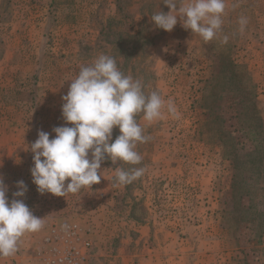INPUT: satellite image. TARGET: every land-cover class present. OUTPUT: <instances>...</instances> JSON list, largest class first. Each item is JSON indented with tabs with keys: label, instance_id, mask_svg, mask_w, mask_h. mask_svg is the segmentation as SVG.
<instances>
[{
	"label": "rangeland",
	"instance_id": "374dc122",
	"mask_svg": "<svg viewBox=\"0 0 264 264\" xmlns=\"http://www.w3.org/2000/svg\"><path fill=\"white\" fill-rule=\"evenodd\" d=\"M249 124L264 0H0V264H264Z\"/></svg>",
	"mask_w": 264,
	"mask_h": 264
},
{
	"label": "built area",
	"instance_id": "2783aa9c",
	"mask_svg": "<svg viewBox=\"0 0 264 264\" xmlns=\"http://www.w3.org/2000/svg\"><path fill=\"white\" fill-rule=\"evenodd\" d=\"M78 238V231L74 227L66 226L61 229H52L51 234L45 238L51 258L46 264H75L85 258L84 250L73 244ZM63 239L64 245L58 246V240ZM57 244V245H56ZM89 242H83L81 247L87 248Z\"/></svg>",
	"mask_w": 264,
	"mask_h": 264
},
{
	"label": "trees",
	"instance_id": "16d2710c",
	"mask_svg": "<svg viewBox=\"0 0 264 264\" xmlns=\"http://www.w3.org/2000/svg\"><path fill=\"white\" fill-rule=\"evenodd\" d=\"M256 110H254V109H252V110H250V111H248V112H246V111H243V110H239V108L237 109V113H238V115H242L243 116V118H245V117H247V116H249L252 112H255ZM247 114H249V115H247ZM247 115V116H246ZM240 129L242 130V127L240 126ZM240 130V131H241ZM244 134H246L247 136H246V138L248 139V140H250L251 142H253V141H260V140H263L264 141V136H259V133H258V131H257V129L254 127V126H252V125H246L245 127H244ZM243 134V135H244ZM234 139V138H233ZM260 139V140H259ZM253 148H254V150L257 152V154H259V153H261V152H263L264 151V146H261V145H258V146H253ZM243 149V147H241L239 150H242ZM235 151V149H234V147H232V151ZM262 150V151H261ZM249 154H252V153H249ZM264 165V164H263ZM262 167V166H261ZM259 171H262V175H264V166L262 167V168H259ZM262 232H263V230H262ZM264 233V232H263Z\"/></svg>",
	"mask_w": 264,
	"mask_h": 264
}]
</instances>
